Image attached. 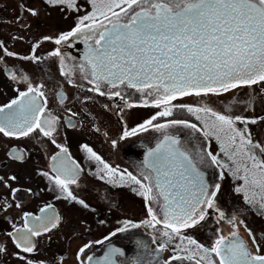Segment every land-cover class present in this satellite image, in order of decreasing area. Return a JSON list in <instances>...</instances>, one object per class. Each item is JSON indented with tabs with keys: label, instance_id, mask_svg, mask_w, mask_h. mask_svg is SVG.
Instances as JSON below:
<instances>
[{
	"label": "snow or ice",
	"instance_id": "6c2138e0",
	"mask_svg": "<svg viewBox=\"0 0 264 264\" xmlns=\"http://www.w3.org/2000/svg\"><path fill=\"white\" fill-rule=\"evenodd\" d=\"M91 12L77 17L70 31L56 37L44 36L57 46H69L82 40L85 48L82 58L66 64L69 59L60 47L48 53L59 58L60 74L70 79L78 71L88 85L86 91L109 99H119L128 108H155L156 113L131 131L124 130L122 139L135 136L149 128L162 133V139L144 157L141 178L132 172H121L105 163L90 147L84 145L89 158L102 165L98 169L99 179L114 186H130L131 190L145 202L147 219L142 223L153 228L162 238L156 253L169 250L175 254L165 257L163 264H264V234L258 238L245 225L248 241L239 232L237 216H227L220 206L223 195L220 183L210 184L202 165L210 163L221 171L219 178L230 175L238 183L233 191L242 194L244 202L256 208L264 216V142L257 141L251 131L258 124L257 118L244 115L222 114L206 104L196 106L184 103V98L221 97L236 89L264 86V0H88ZM50 8L62 12H80L78 0H43ZM31 17L39 18L41 8H30L17 3ZM17 23L27 29L25 17L17 16ZM18 39V37H13ZM40 40L30 48V54L18 56L8 51L0 42V51L8 57L38 63L37 51ZM14 82L22 80L26 90L17 89V96L0 106V135L21 139L38 133L48 138L59 152L51 157L52 172L41 173L59 190L57 199L89 205L74 195L70 186L77 183L80 166L68 155V149L56 142L59 118L48 110V100L43 84L33 83L27 76L10 74ZM124 89H133L145 99L142 104L128 102ZM264 92V87H261ZM87 97L86 99H90ZM63 100L65 97L59 96ZM264 103V95L260 96ZM256 103L251 93L246 98L233 97L229 108L243 106L248 111ZM178 113L195 116L197 123L178 118ZM75 115V114H71ZM163 120L164 122H160ZM260 120H264L261 117ZM75 126L73 121H67ZM242 125L243 127H238ZM190 129L204 138H215L220 152L226 160L212 151L204 152L191 148L175 135L173 130ZM113 147L117 142H112ZM13 159L22 160V153H13ZM118 178V180H117ZM15 180L16 177H9ZM146 182V183H145ZM0 186L9 187L3 178ZM138 186V187H132ZM31 190H28L30 192ZM20 189L13 188L11 195L17 196ZM159 204L154 209L153 204ZM4 211L12 207L0 205ZM16 207H20L16 204ZM52 205L40 209L41 215L24 213L23 225H13L7 233L15 249L14 257L20 264H36L30 257L35 254L33 238L50 232L59 226V215L50 214ZM216 212L217 222L225 221L232 227L228 236L218 234L210 246L194 239L190 230L205 226L211 213ZM103 223V221H101ZM124 227L111 232L102 240L86 243L76 253L78 264H120L124 252L119 247L109 246L102 257L88 255L95 244L110 242L118 233H125L141 225L125 220ZM241 224L244 221H240ZM162 225V230L157 228ZM178 243L173 245V241ZM251 245V246H249ZM7 247L0 244V255H7ZM63 264V258L58 261ZM140 264H160L150 254Z\"/></svg>",
	"mask_w": 264,
	"mask_h": 264
},
{
	"label": "flooded vegetation",
	"instance_id": "af4514ba",
	"mask_svg": "<svg viewBox=\"0 0 264 264\" xmlns=\"http://www.w3.org/2000/svg\"><path fill=\"white\" fill-rule=\"evenodd\" d=\"M79 6L80 12H73L75 15L82 16L92 10V5ZM58 12L69 13L61 10ZM70 19L71 23L67 21L62 27L65 28L69 25L67 28L61 30L58 29L61 27L59 26L57 27L58 30L52 32L60 34L70 31L77 22V16ZM56 34L51 36H57ZM47 42L50 48L41 52L39 55L40 61L35 62L37 66L34 68V72L33 62H30V70H24L19 62L14 59L15 57H8L1 51L0 106L16 98L17 89L20 91L26 90L27 85L22 80L14 82L10 79L11 73H15L18 77L27 76L31 82L44 85L42 90L48 100L47 110L53 116L59 118L58 131L55 135L56 142L66 147L68 155L80 166L77 183L71 185L70 188L78 199L84 200L89 205V208L85 209L78 203L57 199L56 197L60 194L59 190H53L54 185L52 182L41 174L46 172L49 175H54L51 157L59 152V149L48 138L38 133H33L32 136L21 139L0 135V178H3V181L9 185V187L0 186V205L12 204V207L7 211L0 207V244L5 245L8 250L7 255H0V264H20L12 255L17 250L7 233L13 231V225L17 227L23 225L22 217L24 213H30L33 216L41 215L40 209L49 204L53 206L50 209V214L59 215L60 223L58 227L53 228L50 232L33 238L37 250L30 258L36 264H58L61 258H63V264H78L76 253L81 247L89 242L100 241L111 232L124 227L123 222L125 220L138 223L141 226L135 229L129 226L127 232L118 233L110 242L95 244V247L88 251V255H92L94 258L102 257L107 248L113 246L121 248L125 253L124 256L118 258L120 264H140L150 254L154 260L159 258L160 264H163L165 257H170L175 253L171 251L172 245L169 246L168 251L155 252L158 244L162 242V238H158L156 242H153L152 237L158 235V233L142 223L143 220L148 218L143 198L136 195L130 186H114L105 180L99 179L98 169L102 168V165L90 159L83 148L84 145H87L110 167L119 169L121 172H132L137 178H141L140 173L144 157L149 150L156 147V144L162 139V133L149 128L148 131L138 132L135 136L122 139L124 130L109 132L108 122L112 127L120 125L122 128L124 125L125 114L123 115L120 112L125 109L126 104L116 99L114 112H105L107 108L103 107L101 97L99 99V96L95 93L86 91L88 85L80 78L78 71L74 72L70 79L75 81L76 85H83V87H74L69 84V78L60 74L59 58H56V63H52L54 57L48 56V53L54 50L55 44L50 41ZM57 47L63 49L64 54L69 57L65 62L71 65L73 63L71 57H75L76 60L82 58L85 45L82 40H76L69 46L56 45ZM13 53L20 55L17 52ZM6 58H9V63L6 62ZM254 87L256 88L254 93L251 89L243 88L225 93L221 97L204 99L187 97L184 98L183 102L193 106L206 104L222 114L234 112L248 118H257L258 124L250 126L251 131L257 141L264 142V120H260L261 117H264V103L260 102V96L264 95V92H261V87L264 86ZM130 92L132 93V100L125 98L128 102L137 105L143 103L145 97L142 96L136 99L134 96L141 93L133 89H124L123 95L125 96ZM249 93L256 97V103L248 111H244L243 106L237 107L235 105H232L229 111H226L233 97L246 98ZM59 94L65 97L62 102L58 98ZM87 97L91 98L86 99ZM214 99L218 101L219 106L214 104ZM143 109L147 115L139 117L141 113L144 114ZM133 112H136V117L133 119H136L135 124L138 126L148 119V108H130L129 125L131 130L135 128V124L134 126L132 124L134 120L131 119ZM184 117H187L190 122L202 126L201 122L195 119V116L185 113ZM69 119L73 121L74 127L67 124ZM238 127L243 126L238 125ZM150 131L153 132L152 136L149 134ZM175 135L189 148L195 144L197 149H202L204 152L212 151L222 160H226L220 152V146L215 138L206 139L202 134L192 131L188 136L182 129L175 130ZM113 141L117 142L116 147H113ZM14 152L17 154L22 153L23 159H13ZM201 167L210 184L220 183L222 185V190L225 191L220 197V206L225 213H229L228 216L235 214L237 216L236 223L240 225L241 220L239 217L244 215L243 212L246 210L242 209L243 206L241 207L239 203L237 209L229 210V194L225 189V187L228 189L231 187L232 194L240 201L242 200V204L248 210L243 203L242 194H237L232 190L238 182L227 174L221 180L219 178L221 170L215 165L208 163ZM12 176L16 177L14 181L9 179ZM13 188L20 189L15 198L11 195ZM28 190L31 191L28 192ZM16 204H19L20 207H16ZM152 206L154 209H159L158 203ZM217 216L216 212H212L204 227L190 230L192 237L204 246H210L218 234L229 235L223 222L222 224L217 222ZM258 219L261 221L253 225H247V228L259 238L261 234H264V220L260 216H258ZM213 222L218 224L214 225ZM157 228L162 230V225H157ZM239 232L240 236L248 241L245 226L241 227ZM178 242V240H174L173 245ZM261 247L264 248V244ZM184 264H188V262L185 261Z\"/></svg>",
	"mask_w": 264,
	"mask_h": 264
},
{
	"label": "rangeland",
	"instance_id": "374dc122",
	"mask_svg": "<svg viewBox=\"0 0 264 264\" xmlns=\"http://www.w3.org/2000/svg\"><path fill=\"white\" fill-rule=\"evenodd\" d=\"M17 3H24L27 4L28 7L30 8H41L42 11L40 13L39 18H35V17H31L29 16L27 13L23 12V9H18L17 8ZM78 4L79 5H91L88 0H78ZM60 9L57 8H51L49 9L48 6H46L43 3V0H0V42L4 43L7 50L11 51V52H17L20 55L19 56H24V55H28L30 54V48L32 47L33 44H35L37 42V40H40L41 42V46L37 51V55H40L41 52H43L44 50L49 49V45L47 41H43L42 37L44 36H51L52 34H56V32H52L53 30H58V29H65L68 26H66L65 28H62L63 25L66 24V22L68 21V23H71V17H78L79 15H75L73 12H69L67 14L65 13H61L58 12ZM23 15L25 17L24 19V23L30 25L29 28L25 29L23 27H21L20 23H17V16L18 15ZM70 19V20H69ZM52 26V27H49ZM61 26V27H59ZM57 27H59L57 29ZM53 28V29H52ZM58 35V34H56ZM13 37H18V39H13ZM56 37V36H54ZM56 48V45L54 46V49ZM0 55H1V51H0ZM16 61L19 62V65L24 69V70H30L31 69V63L30 61H23L17 58H14ZM6 62L9 63V58H6ZM52 63H56V57H54V59H52ZM37 66V64L35 62H33V72H34V68ZM43 66V65H41ZM131 92L125 95L126 99L132 100L131 99ZM137 94V93H135ZM101 96H99L100 99ZM136 99L142 97V94H138L134 96ZM115 101L116 98L113 99H108L107 96L105 97H101V103L103 104V107L107 108V111L105 110V112H109L113 111L116 109L115 106ZM214 104L219 106L218 101L216 99H214ZM157 109L155 108H148V119L154 115L156 113ZM144 114H140V116L137 114V116L139 117H145L147 114L145 112V110L143 109ZM123 115L125 114L124 118H125V123L124 125L121 126L117 125L115 127H112L110 122H108V131L109 132H113V131H120V129L122 130H128L130 131V125H129V117H130V108L127 107V105L125 106V109L122 110ZM185 113H178V118L181 119H187V117H184ZM136 112L132 113L131 119L134 120L132 121L133 126L136 123ZM141 119V118H140ZM160 122H164V121H160ZM138 125L135 124V128ZM153 130V129H152ZM185 133L190 134L191 130L190 129H182ZM175 133V130H173ZM149 134L152 136L153 132L150 131ZM231 188V187H230ZM230 188L228 189L227 187H225V189H227V192L229 194L228 198H229V210H235L237 209V207L239 206V204H241L242 209L244 208L243 213H245L244 215L240 216V220L244 221L243 224L238 225L239 226V230H241V227L243 226H247V225H253L256 222L261 221L260 219H258V216L261 217L262 220H264V216L260 215L259 212L257 211L256 208H253L249 205H247L245 202H243L246 207L248 208V210L244 207V205L242 204V200L240 201L236 196H234L230 190ZM225 191V190H223ZM239 203V204H238ZM226 215L228 216L229 213H226ZM223 222V225H225L224 227H226L228 229V232L230 234V232L232 231V227L231 225H229L227 222L225 221H219ZM214 225L218 224L217 222H213Z\"/></svg>",
	"mask_w": 264,
	"mask_h": 264
},
{
	"label": "bare ground",
	"instance_id": "6f19581e",
	"mask_svg": "<svg viewBox=\"0 0 264 264\" xmlns=\"http://www.w3.org/2000/svg\"><path fill=\"white\" fill-rule=\"evenodd\" d=\"M59 96H62V94L61 95L59 94ZM59 96H58V98H59ZM59 100L62 102L64 99L63 100L59 99Z\"/></svg>",
	"mask_w": 264,
	"mask_h": 264
}]
</instances>
